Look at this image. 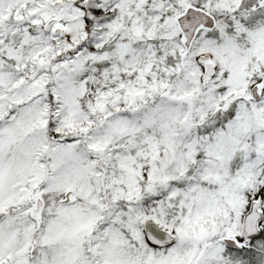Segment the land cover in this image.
Here are the masks:
<instances>
[{"label": "snow or ice", "instance_id": "snow-or-ice-1", "mask_svg": "<svg viewBox=\"0 0 264 264\" xmlns=\"http://www.w3.org/2000/svg\"><path fill=\"white\" fill-rule=\"evenodd\" d=\"M0 264H264V0H0Z\"/></svg>", "mask_w": 264, "mask_h": 264}]
</instances>
